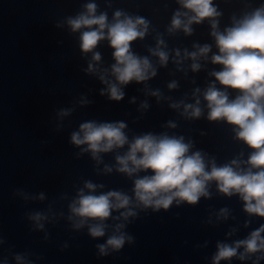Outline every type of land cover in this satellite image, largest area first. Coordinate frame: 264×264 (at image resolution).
Wrapping results in <instances>:
<instances>
[{
    "label": "clouds",
    "instance_id": "clouds-1",
    "mask_svg": "<svg viewBox=\"0 0 264 264\" xmlns=\"http://www.w3.org/2000/svg\"><path fill=\"white\" fill-rule=\"evenodd\" d=\"M177 3L185 11L177 10L173 14L169 33L182 29L186 35H191L193 24L208 20L217 49L211 55V63L221 67L209 73L214 80L202 93L200 88L194 90L193 95L197 97L194 104L181 101L170 106L180 108L183 104L182 114L198 119L203 114L199 99L202 94L208 109L207 119L226 121L233 126L235 138L251 151L246 160L238 157L217 165L214 158L207 159L202 151H190L192 142H185L183 136L147 132L130 138L124 121L87 120L80 123L78 130L70 134V143L80 148L81 153H90L97 164L104 163L102 154L115 153V163L104 164L103 173L115 171L132 179L131 195L122 189L104 190V183L85 180L67 205V220L72 228L87 227V234L93 239L107 235L109 220L123 221L112 226L113 232L107 235L104 243L96 244L101 256L109 255V249L118 252L126 242L133 241V237L122 230L126 227L124 222L137 216L135 208L168 210L174 201L195 205L201 197L209 196L208 187L213 181L220 193L226 196L238 194L244 202V211L250 216L264 218V3L245 11L239 18L233 15L231 24L223 30L218 19L222 13L213 0H177ZM98 8L96 0H89L83 5V11L66 18V24L73 33H79L80 50L91 53L88 72L98 74L100 82L107 85L101 95L106 93L110 100L121 101L125 96L123 86L133 81L145 82L156 75L150 58L139 55L132 47L133 42L146 37L150 22L120 9L115 10L109 20L108 13L98 11ZM102 41H107L113 50L114 63L108 67H97L103 59L97 51ZM162 46L166 47L165 42L158 37L156 47H149L148 51L165 66L169 54ZM193 47L195 51L184 50V57L193 61L191 70L197 72L201 69L198 61L208 59L212 45L194 44ZM175 56H181L179 49L175 50ZM179 62L177 59L176 63ZM109 75L114 80L108 79ZM168 87L176 88L177 84L172 82ZM229 90L236 95L232 96ZM151 95L159 96L160 93L156 90ZM141 107L147 108V102ZM70 112L71 109H61L59 115L67 116ZM167 126L175 128L176 124L170 121ZM40 199H44L43 193ZM62 199H67V194ZM226 211L223 209L222 213ZM28 218L37 228L43 229L41 221L48 219V213L36 211ZM262 233L264 224L231 245L218 243L213 264L233 257L245 260L256 253L264 254ZM241 248L243 251L238 255ZM259 259H264V255L257 261ZM15 260L20 264L24 257L18 254Z\"/></svg>",
    "mask_w": 264,
    "mask_h": 264
}]
</instances>
